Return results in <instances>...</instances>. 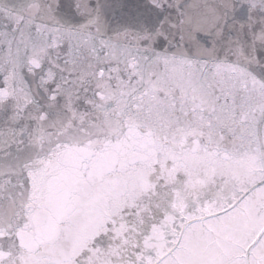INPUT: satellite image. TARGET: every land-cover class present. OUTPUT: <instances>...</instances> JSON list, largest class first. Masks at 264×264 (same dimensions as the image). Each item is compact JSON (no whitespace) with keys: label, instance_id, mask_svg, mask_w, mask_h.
Listing matches in <instances>:
<instances>
[{"label":"snow or ice","instance_id":"1","mask_svg":"<svg viewBox=\"0 0 264 264\" xmlns=\"http://www.w3.org/2000/svg\"><path fill=\"white\" fill-rule=\"evenodd\" d=\"M0 264H264V0H0Z\"/></svg>","mask_w":264,"mask_h":264}]
</instances>
